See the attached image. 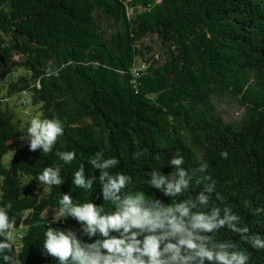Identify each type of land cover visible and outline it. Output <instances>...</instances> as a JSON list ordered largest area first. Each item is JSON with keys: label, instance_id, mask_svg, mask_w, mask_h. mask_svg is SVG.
Returning a JSON list of instances; mask_svg holds the SVG:
<instances>
[{"label": "trees", "instance_id": "obj_1", "mask_svg": "<svg viewBox=\"0 0 264 264\" xmlns=\"http://www.w3.org/2000/svg\"><path fill=\"white\" fill-rule=\"evenodd\" d=\"M148 36L159 52L143 45ZM49 65H64L59 78L44 77ZM7 97L32 118L64 122L51 153L21 145L27 129L5 110ZM221 100L243 109L237 121L222 118ZM58 150L77 158L64 165ZM98 151L119 159L112 171L132 177L127 191L165 203L170 198L144 183L151 171H173L177 151L186 169L208 162L227 206L264 236V213L253 214L264 208V0H0V206L12 202L23 264H58L43 232L61 194L104 203L99 171L87 162ZM81 163L97 176L91 193L72 184ZM54 165L64 183L40 185L37 174ZM53 226L78 235L81 228L70 217ZM228 238L238 240L221 229L218 239ZM241 247L249 264H264V250Z\"/></svg>", "mask_w": 264, "mask_h": 264}, {"label": "clouds", "instance_id": "obj_2", "mask_svg": "<svg viewBox=\"0 0 264 264\" xmlns=\"http://www.w3.org/2000/svg\"><path fill=\"white\" fill-rule=\"evenodd\" d=\"M63 67L49 65L44 77L59 78ZM44 77L37 80V89L42 87L40 80ZM64 131L60 119L34 116L27 127L29 149L51 153ZM141 155L134 153L132 158L139 159ZM220 155L227 159L229 154L223 151ZM56 156L64 165H70L77 153L58 150ZM87 162L99 171L102 199L112 207L106 210L104 203L78 202L71 193L60 195L53 219L46 222L43 232V248L58 264H249L248 250L242 244L264 250V236L253 232L227 206L225 195L217 191L216 180L207 172L206 161L186 169L184 157L177 151L168 161L173 171L167 175L160 170L150 172L144 183L170 198L171 203L151 198L143 190L127 191L132 177L112 171L120 163L115 156L106 158L104 152L98 151ZM60 171L59 165L46 166L36 180L48 187L61 186L64 181ZM96 181L97 176L85 175L81 163L72 184L91 193ZM193 188L200 191L188 195ZM213 197L219 203L213 202ZM11 209L10 201L0 206V261L23 264L15 251L16 219L9 215ZM261 213L264 208H256L253 214ZM69 217L81 225L79 235L73 229L53 226ZM221 229L234 233L238 240L218 239ZM83 237L91 242H85Z\"/></svg>", "mask_w": 264, "mask_h": 264}, {"label": "rangeland", "instance_id": "obj_3", "mask_svg": "<svg viewBox=\"0 0 264 264\" xmlns=\"http://www.w3.org/2000/svg\"><path fill=\"white\" fill-rule=\"evenodd\" d=\"M151 40H155V37H145L141 40L143 45L153 47L154 52H159L158 44L151 42ZM14 98H6L5 102L3 103L5 110H7L13 117V120L18 123L19 128H25L27 129L28 126H26V123L28 124L31 120L32 109L30 113H28V110H22V107H19L17 104V101ZM218 109L221 111V116L225 121L233 122L237 121L240 116L243 113V109L239 107V105L232 100H221L217 103ZM31 114V115H30ZM27 137V136H26ZM26 137L22 138L21 145L29 144V142L26 140ZM13 154V151H9L4 157H3V163L7 165L9 159L11 158Z\"/></svg>", "mask_w": 264, "mask_h": 264}]
</instances>
